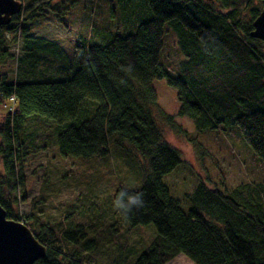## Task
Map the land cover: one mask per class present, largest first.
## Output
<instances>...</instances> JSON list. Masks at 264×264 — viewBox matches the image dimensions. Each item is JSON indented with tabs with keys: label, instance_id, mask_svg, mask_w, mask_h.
<instances>
[{
	"label": "trees",
	"instance_id": "trees-1",
	"mask_svg": "<svg viewBox=\"0 0 264 264\" xmlns=\"http://www.w3.org/2000/svg\"><path fill=\"white\" fill-rule=\"evenodd\" d=\"M21 1V12L0 26V65L18 59L14 78L0 73L2 98L15 99L0 120V205L47 247V256L35 264H83L79 252L58 248L60 236L96 248L90 220L61 229L39 219L25 222L14 213L26 158L40 145L55 146V138L63 156L92 167L124 143L147 163L145 168L130 159L142 173L140 186L129 190L144 193L145 206L128 217L116 211L124 223L156 227L155 238L133 264H167L180 253L196 264H264V183L228 193L202 180L186 194L185 208L163 180L182 157L157 124L153 87L154 80L166 79L177 89V115L192 119L197 132L238 126L264 162V41L251 36L264 0H102L117 22L111 28L91 25L85 45L74 53L30 37L29 24L51 17L69 30L63 13L71 4L94 15L100 0H60L59 8L49 0ZM166 36L176 41L177 76L161 63ZM21 39L19 56L10 47ZM40 127L43 132L35 133ZM115 188L114 199L123 186ZM129 247L117 249L113 264H129L137 253ZM128 249L133 250L124 255Z\"/></svg>",
	"mask_w": 264,
	"mask_h": 264
},
{
	"label": "rangeland",
	"instance_id": "rangeland-1",
	"mask_svg": "<svg viewBox=\"0 0 264 264\" xmlns=\"http://www.w3.org/2000/svg\"><path fill=\"white\" fill-rule=\"evenodd\" d=\"M49 1L59 8L60 0ZM100 2L101 6L94 15L79 13L78 4L75 3L70 5L66 14L61 12L69 23V30L49 17L37 19L29 24L28 35L55 41L74 53L85 45L91 25L111 28L117 22L118 19L109 18L107 5L102 0ZM38 5L39 2L32 3L29 8L33 9ZM79 14L81 18H77ZM75 18L80 22L75 21ZM8 37L13 38L14 33H9ZM167 37L161 63L172 75L177 76L174 62L179 59L175 49L176 41L170 43ZM18 47L17 44L13 45L10 51L17 52L20 56L22 39ZM17 62L18 59H14L8 64L0 65V73L7 72L14 78ZM153 87L159 103V107L155 109L157 124L165 140L174 146L182 157V162L165 175L163 180L171 194L180 199L185 208L188 207L186 194L192 192L202 180L209 186L228 193H232L241 185L264 183V162L247 143L238 126H224L228 130L197 132L192 119L177 115L180 107L177 89L170 86L166 79L154 80ZM12 105V100L1 97L0 120L8 109L13 108ZM168 115L173 118L168 119ZM28 130L31 131L29 128ZM42 132L41 127L35 130L38 134ZM53 142L55 146L52 144L42 149L40 145L26 158L25 180L15 193L20 201L14 204V213L20 215L25 222L27 218L32 221L39 219V223L53 222L61 229L90 220L94 229L90 236L96 237L93 244L96 246L95 251L87 250L84 245L66 241L62 236L57 240L58 248L65 253L79 252L83 264H113L118 248L133 246L137 253L128 260L129 264H133L155 238L156 227L154 224L132 226L128 221L124 223L119 219L113 207L114 192L117 185L128 189L140 186L139 176L142 169L133 166L131 158L145 168L147 163L135 156L132 147L124 143L120 150H112L113 154L109 160L105 163L98 162L92 167L85 161L79 162L76 157L63 156L57 138ZM59 223L61 224L58 226ZM132 250H126L124 255ZM88 261L90 263H86ZM167 264L196 263L180 253Z\"/></svg>",
	"mask_w": 264,
	"mask_h": 264
},
{
	"label": "water",
	"instance_id": "water-1",
	"mask_svg": "<svg viewBox=\"0 0 264 264\" xmlns=\"http://www.w3.org/2000/svg\"><path fill=\"white\" fill-rule=\"evenodd\" d=\"M21 0H0V26L8 25L21 12ZM251 36L264 41V7L253 22ZM0 84V100H1ZM47 256V247L22 221L7 217L0 205V264H35Z\"/></svg>",
	"mask_w": 264,
	"mask_h": 264
},
{
	"label": "clouds",
	"instance_id": "clouds-1",
	"mask_svg": "<svg viewBox=\"0 0 264 264\" xmlns=\"http://www.w3.org/2000/svg\"><path fill=\"white\" fill-rule=\"evenodd\" d=\"M129 65L127 71H131ZM145 206L144 193L130 191L127 187L121 188L113 200L114 209L122 216L128 217L134 210L142 209Z\"/></svg>",
	"mask_w": 264,
	"mask_h": 264
},
{
	"label": "built area",
	"instance_id": "built-area-1",
	"mask_svg": "<svg viewBox=\"0 0 264 264\" xmlns=\"http://www.w3.org/2000/svg\"><path fill=\"white\" fill-rule=\"evenodd\" d=\"M9 100H12V102H15L14 97H10ZM11 109H12V107H11Z\"/></svg>",
	"mask_w": 264,
	"mask_h": 264
}]
</instances>
